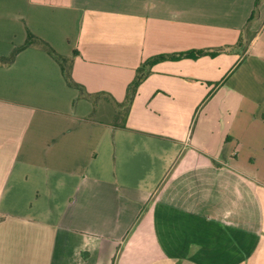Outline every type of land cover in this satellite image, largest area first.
I'll return each instance as SVG.
<instances>
[{"label": "crops", "instance_id": "crops-1", "mask_svg": "<svg viewBox=\"0 0 264 264\" xmlns=\"http://www.w3.org/2000/svg\"><path fill=\"white\" fill-rule=\"evenodd\" d=\"M257 1L0 0V264H264Z\"/></svg>", "mask_w": 264, "mask_h": 264}, {"label": "trees", "instance_id": "trees-1", "mask_svg": "<svg viewBox=\"0 0 264 264\" xmlns=\"http://www.w3.org/2000/svg\"><path fill=\"white\" fill-rule=\"evenodd\" d=\"M257 3H259V0L257 1ZM251 19L252 18H250V20L248 21L247 28L249 27ZM32 46H39L42 49H44L45 51H47L61 66L63 74H64L68 84L77 88L78 90H80V93L82 96L92 97V95L87 93L86 90L80 84L76 83L73 80L72 73H71V62H70V60H68L66 58H62L59 55H57V53L53 50V48L47 42L43 41L42 39H39L38 37L34 36L33 34H29L26 42L23 45L15 48L9 57H0V66L12 65L14 63V61L16 60L17 55L22 50L29 48V47H32ZM205 53L206 52H196L194 54L193 52H190V53H185V54H181L178 56H168L166 58L160 57V58H156L154 60H150L144 66L139 68L137 70V74H136L134 81L129 85V87L127 89V94H126L125 100L121 103L115 102L116 103V110L114 112V123H115V125L118 127H126V123H127V119H128L129 113H130V109L132 107L134 98L137 94L138 88H139L140 84L142 83V81L146 78V76L149 75V73H150L149 69L155 62H157L159 60H164V59L175 60V59H179V58H183V57L193 58V57H197L200 55H204Z\"/></svg>", "mask_w": 264, "mask_h": 264}]
</instances>
